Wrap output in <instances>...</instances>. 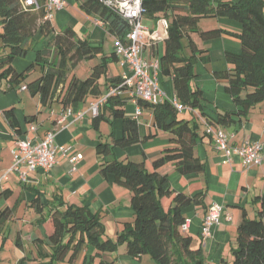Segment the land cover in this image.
Returning <instances> with one entry per match:
<instances>
[{
  "label": "trees",
  "instance_id": "1",
  "mask_svg": "<svg viewBox=\"0 0 264 264\" xmlns=\"http://www.w3.org/2000/svg\"><path fill=\"white\" fill-rule=\"evenodd\" d=\"M39 1L40 8L26 5L25 0H0V90L5 89V83L13 87L27 81L30 68L18 70L14 59L27 56L34 43H37L36 34L53 36L54 45L59 51L58 59L50 61L42 55V50H37V64L42 73L27 82L29 90L40 94L41 103L47 106L53 102L59 83L71 75L78 61L97 55L101 47L76 37L71 27L58 30L53 18L46 17L48 13H53L48 0ZM77 2L87 14L98 17L116 38L125 40L132 30L130 19L121 15L106 0ZM181 4H186L187 8H182ZM143 7V17L165 16L168 20V36L164 52L159 58L161 74L173 76L177 101L187 109H199L205 121L215 127L239 130L252 108L264 102V0H143ZM204 17L231 19L239 24L240 30L225 26L202 29L199 21ZM193 32L199 33L204 41L223 34H230L240 40V49H226L229 69L216 72L217 77L226 79L225 89L235 102L234 110L222 111L208 107L203 89L191 85L196 76L198 54L207 51L198 48L191 35ZM185 38H188L190 54L185 51ZM114 55L118 56L116 51ZM106 70V63L101 62L94 66L87 78L71 75L60 99L65 107L77 109L75 106L89 95L103 96L99 79ZM121 81V76L113 78L106 88ZM130 101L124 94L111 95L94 116L93 125L99 129L103 120L112 123L121 120L122 134L116 136L112 129L109 140L102 139L104 137L101 134L97 154L101 173L131 191L134 219L125 221L116 238H113L107 231L101 213L89 204L62 201L48 206L51 201L48 198L47 205L42 201L40 189L26 186L30 179L27 182L20 180L24 188L35 192L28 201L39 214L38 223L49 222L51 225L46 237L35 239L39 247L35 264L72 263L82 255V264H95L96 260V264H112L104 254L117 251L124 242L129 256L140 258L148 254L157 264H264V191L254 198L255 215L250 216L247 211L243 213L231 260L222 258L219 262L211 261L205 252L202 236L198 244L189 231L183 230L188 218L186 208L190 204H203L204 199L200 195L204 193H174L169 174L159 169L172 162L179 173H201L206 163L195 154L199 136L197 121L183 117V110L175 105L173 99L166 98L156 103L142 98L138 101L142 109H152L156 127L174 134L171 141L175 144L167 145L152 161L151 168L145 161L114 156L116 146L127 147L142 140L140 119L127 114ZM107 111L112 118L106 114ZM4 115L18 135L17 138L23 137L25 131L16 117L15 107L4 110ZM35 118L36 115H26L25 122L34 121ZM11 191L9 188L0 191V233L5 231L6 222L14 218L23 201V196L19 194L13 205L3 206L2 200L8 199L12 195ZM167 196L171 200L165 205L163 198ZM27 261L29 263L31 258L25 256L19 264Z\"/></svg>",
  "mask_w": 264,
  "mask_h": 264
},
{
  "label": "crops",
  "instance_id": "2",
  "mask_svg": "<svg viewBox=\"0 0 264 264\" xmlns=\"http://www.w3.org/2000/svg\"><path fill=\"white\" fill-rule=\"evenodd\" d=\"M63 7H55L53 10V23L58 30L71 27L76 37L87 39L92 45L100 46L101 50L97 55L85 58L75 65L71 75L84 79L90 76L94 66L101 62L106 63L107 70L100 76V87L105 93L107 84L113 78L123 75L127 70L120 61V56L114 55L116 37L111 34L105 24L96 16L87 14L80 8L77 0H65ZM217 1V0H214ZM187 8L186 4H181ZM143 23L153 31L151 37L147 38L145 54L149 58L161 57L165 48V39L168 36V20L165 16L154 18L149 15L143 17ZM202 29L225 26L233 30H240L239 24L228 18L204 17L199 21ZM0 25V30H1ZM198 48L207 49L203 54H198L195 63V78L191 81L193 87L200 86L206 97L208 107L219 110H234L236 108L232 96L226 91V79L217 77L216 72L229 69L230 64L226 58V49H240V40L230 34H223L217 38L204 41L199 33H191ZM37 43H34L32 50L26 57H16L14 65L20 71L30 68L26 82L13 87L5 83L0 90V191L9 188L12 195L2 200V205H13L16 198L21 194L23 201L20 203L14 218L5 224L7 232L0 233V264H3L1 257L2 250L9 244L18 256L11 257L9 264H19L20 260L28 256L31 261L25 264H35L34 260L39 247L35 242L36 238L46 237L51 227L50 223H38L39 214L29 204L35 192L24 188L18 175L14 172L5 173L13 163L12 150L15 139L18 137L15 130L4 115V110L15 107L18 121L25 131L24 136L38 140L47 130L56 129V142L67 148V151L60 150L57 163L48 171L38 169L31 173L30 181L26 186H32L42 191V201L48 206H54L62 201L68 204H89L92 209L101 213L109 235L116 238L127 220L134 219L131 208V191L126 187L106 178L100 170V158L97 154V143L100 135L102 139H110L111 130L114 135L122 134V123L120 119L109 122L103 120L99 129L93 125L94 115L90 111V104L100 96L89 95L86 99L77 104L74 110H82L84 117L69 115L63 127L58 126L57 118L65 108L61 97L65 93L71 75L67 76L58 85L54 100L49 105L41 103L40 94L32 93L27 85L28 80L38 77L41 67L37 64V50H42V55L50 61L58 59V47L54 45L53 36L47 37L43 33L36 34ZM1 44V42H0ZM185 51L190 54L188 38L184 39ZM1 48V47H0ZM40 63H43L40 61ZM160 82L166 98L176 99V92L173 83V76L162 75ZM24 85V86H23ZM110 85V84H109ZM128 115L135 116L136 105L130 101L127 105ZM209 108H207L208 110ZM112 118L110 112L106 113ZM26 115H36L34 121L25 122ZM183 117L197 121L199 125L198 143L195 147V154L206 163L205 170L201 173L182 174L176 170L175 164L168 162L160 171L168 173L174 193L183 191L193 195L203 192L200 195L204 199L203 204H190L186 208L187 219L190 223L189 233L195 238L196 243L201 241L202 225L207 214L208 207L213 202L225 205L221 222L213 226L212 236L203 242L205 252L213 262H219L222 258L232 259V248L236 246L237 231L242 221L244 211L250 216L255 215L254 198L264 191V159L261 164L246 165L238 155L231 159L224 151L217 149L212 136L205 132V123L201 118L199 109H184ZM140 119V134L142 140L135 145L114 148V156L128 158L135 161H145L148 167L157 158L163 149L170 144L172 134L169 131L160 129L153 124V111L151 108L143 109ZM31 124H36L37 129L32 130ZM234 131L233 129H227ZM232 144H240L246 140L264 141V102L258 103L252 108L249 116L244 120L242 127L236 130ZM3 141H8L6 144ZM5 144L6 146H4ZM81 153L83 157L73 163L71 154ZM13 198H15L13 200ZM171 197L163 198L165 205L170 203ZM230 213L232 218H228ZM31 214V215H29ZM14 232V237H11ZM121 246V245H120ZM112 253H105L104 256L112 261V264H157L152 262L148 254L140 258H133L120 249ZM86 251V250H85ZM97 261V260H96ZM95 261V264H96ZM83 255L74 262H62L61 264H82Z\"/></svg>",
  "mask_w": 264,
  "mask_h": 264
},
{
  "label": "built area",
  "instance_id": "3",
  "mask_svg": "<svg viewBox=\"0 0 264 264\" xmlns=\"http://www.w3.org/2000/svg\"><path fill=\"white\" fill-rule=\"evenodd\" d=\"M114 6L124 17L132 22V30L127 34L125 40L116 38L115 51L120 56V61L127 70L122 75V81L113 84L98 100L91 102L90 111L95 116L102 106L107 102L111 95L124 94L135 105V117L139 118L143 109L139 104V99H145L152 102H160L166 99L165 92L160 82L161 62L159 57L149 58L145 53L146 39L151 37L153 31L149 26L143 23V0H106ZM65 0H48V6L51 11L55 7L61 8L65 5ZM26 5H33L40 8L39 0H25ZM53 18V13L46 15ZM175 105L181 110L186 109L177 99L173 100ZM76 110L72 106L65 107L57 118L58 126H64L66 118L74 114ZM76 116L84 117L82 110L76 112ZM205 132L212 136L217 149L222 150L231 159L235 154L240 156L246 165L261 164L264 159V141L246 140L240 144H232L231 141L235 137L236 132L221 127H215L205 121ZM31 129H37L36 124H31ZM57 130L50 129L45 132L38 140L29 136H23L16 139L14 144L13 163L5 176L9 172L18 175L21 181L27 182L31 178V173L37 168L46 171L50 170L56 163L60 150L67 151L63 145L56 142ZM81 153L71 154L72 162L81 159ZM225 205L219 202L210 204L207 215L204 219L201 236L205 243L212 236L213 226L221 222V216L224 213ZM228 218H232L231 214H227ZM183 230L189 231L190 223L187 219L183 224Z\"/></svg>",
  "mask_w": 264,
  "mask_h": 264
},
{
  "label": "rangeland",
  "instance_id": "4",
  "mask_svg": "<svg viewBox=\"0 0 264 264\" xmlns=\"http://www.w3.org/2000/svg\"><path fill=\"white\" fill-rule=\"evenodd\" d=\"M24 86V85H23ZM4 117L0 114V119L2 120ZM8 141H3L2 143H7ZM5 144H3L4 146H6ZM136 144V143H135ZM135 144H132V145H135ZM129 146H131V145H129ZM151 168V167H150ZM15 198H13V200H14ZM29 215H31V214H29ZM6 232L8 233V230H7V228H6ZM14 237V232H12V234H11V237ZM121 245V246H120ZM119 246H120V249H121V251L122 250H126V243L124 242V243H122V244H120ZM118 251H119V247H118ZM1 257H3V264H9L10 263V260H11V257H13L14 259H16L18 256L15 254V251H14V249L11 247V245L9 244L8 246H6L3 250H2V252H1ZM152 260V262H155V260L154 259H151ZM153 264V263H152Z\"/></svg>",
  "mask_w": 264,
  "mask_h": 264
},
{
  "label": "bare ground",
  "instance_id": "5",
  "mask_svg": "<svg viewBox=\"0 0 264 264\" xmlns=\"http://www.w3.org/2000/svg\"><path fill=\"white\" fill-rule=\"evenodd\" d=\"M108 101V100H107Z\"/></svg>",
  "mask_w": 264,
  "mask_h": 264
}]
</instances>
